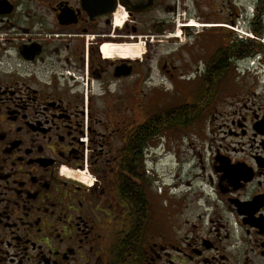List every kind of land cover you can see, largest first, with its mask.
Masks as SVG:
<instances>
[{"label": "flooded vegetation", "instance_id": "1", "mask_svg": "<svg viewBox=\"0 0 264 264\" xmlns=\"http://www.w3.org/2000/svg\"><path fill=\"white\" fill-rule=\"evenodd\" d=\"M0 264H264V0H0Z\"/></svg>", "mask_w": 264, "mask_h": 264}, {"label": "rangeland", "instance_id": "2", "mask_svg": "<svg viewBox=\"0 0 264 264\" xmlns=\"http://www.w3.org/2000/svg\"><path fill=\"white\" fill-rule=\"evenodd\" d=\"M141 41L144 42V40ZM170 47L171 46L169 44L163 42L161 45L156 47L157 54H154L153 52H151L152 50H150L148 55L153 58L152 63H155L156 61L155 58L158 55L164 56L168 50L172 49ZM134 49L136 48H133V51L135 52L132 53V56L136 58L139 57V59L141 57V59H143L142 57H144L143 56L144 53L141 54L139 50H134ZM142 49H143L142 51H145L144 45ZM244 75L246 81H251V75L250 76H248L247 74ZM133 83H134L133 98L134 100H136V95H137L136 90L138 89L139 84L136 85L137 81H133ZM142 84H143V89L149 93V96L147 97L148 105L146 106L148 110L151 111L158 109L157 106H159V104H161L163 101L166 100H168V102H166V104L164 105H161V107L163 108L171 107L176 102L175 99L176 96L173 95L172 92L173 91L172 88L174 87L173 81L155 80V81H145ZM118 86L119 84L117 85V87ZM189 142H190V134L169 132V131L157 133L155 134L154 139H150L149 155H148V160H150V162L146 164V169H145L148 178V190L150 193L152 192L155 193L156 191H158L161 181H164L165 183L171 182L173 178V174L176 173L175 170L177 169L176 159L175 157H173L172 154L173 152H176L177 154L182 156L183 159L186 158L184 154L185 152L189 153L186 149L189 145ZM165 152H168V154L164 156ZM184 166L188 167L189 165L184 164ZM185 175L187 176L186 173ZM75 176L84 183H88L89 181V175L87 173L84 174L78 172L75 174Z\"/></svg>", "mask_w": 264, "mask_h": 264}, {"label": "trees", "instance_id": "3", "mask_svg": "<svg viewBox=\"0 0 264 264\" xmlns=\"http://www.w3.org/2000/svg\"><path fill=\"white\" fill-rule=\"evenodd\" d=\"M156 120H159V117H153L151 120H150V122H149V124L152 126V125H154L153 124V122L154 121H156ZM163 120V122H164V124H166V122H168V121H172L173 120V118H168V117H164V119H162ZM162 127V126H161ZM161 127H155L154 129H152V130H150L149 131V139H151L153 136H155V134H157L160 130H161Z\"/></svg>", "mask_w": 264, "mask_h": 264}, {"label": "bare ground", "instance_id": "4", "mask_svg": "<svg viewBox=\"0 0 264 264\" xmlns=\"http://www.w3.org/2000/svg\"><path fill=\"white\" fill-rule=\"evenodd\" d=\"M142 47H143V45L142 44H137V45H134V46H132V50H133V48H136V49H134V50H139L140 52H142ZM122 49V48H121ZM107 51H108V49H107ZM90 182V181H89Z\"/></svg>", "mask_w": 264, "mask_h": 264}]
</instances>
